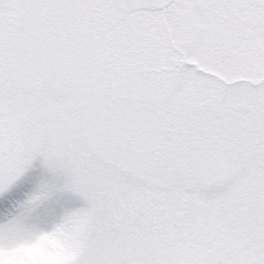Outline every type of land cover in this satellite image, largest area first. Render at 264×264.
<instances>
[{
    "label": "snow or ice",
    "instance_id": "snow-or-ice-1",
    "mask_svg": "<svg viewBox=\"0 0 264 264\" xmlns=\"http://www.w3.org/2000/svg\"><path fill=\"white\" fill-rule=\"evenodd\" d=\"M120 44L171 144L177 222L150 259L117 261L90 223L94 194L79 162L28 101L0 81V196L39 161L84 207L47 226L32 213L0 223V264L67 236L68 264H264V0H72ZM11 130L12 143L6 145Z\"/></svg>",
    "mask_w": 264,
    "mask_h": 264
},
{
    "label": "rangeland",
    "instance_id": "rangeland-1",
    "mask_svg": "<svg viewBox=\"0 0 264 264\" xmlns=\"http://www.w3.org/2000/svg\"><path fill=\"white\" fill-rule=\"evenodd\" d=\"M0 81L32 104L79 162L94 194L89 226L103 254L117 261L153 257L177 222L171 144L122 47L99 19L72 0H0ZM62 184L37 161L0 196V223L44 188L51 194L33 221L51 226L84 207ZM68 239L44 236L24 257L30 264H68L75 258Z\"/></svg>",
    "mask_w": 264,
    "mask_h": 264
},
{
    "label": "trees",
    "instance_id": "trees-1",
    "mask_svg": "<svg viewBox=\"0 0 264 264\" xmlns=\"http://www.w3.org/2000/svg\"><path fill=\"white\" fill-rule=\"evenodd\" d=\"M21 1H22V0H18V2H21ZM25 1H27V0H25ZM72 7H74V5H73ZM31 9H33V11H36V8L31 7L30 10H31ZM71 11H74V10L72 9ZM65 12H66V10H65ZM68 12L70 13V10H69ZM65 14H66V13H65Z\"/></svg>",
    "mask_w": 264,
    "mask_h": 264
},
{
    "label": "water",
    "instance_id": "water-1",
    "mask_svg": "<svg viewBox=\"0 0 264 264\" xmlns=\"http://www.w3.org/2000/svg\"><path fill=\"white\" fill-rule=\"evenodd\" d=\"M118 73H120V71H118ZM103 92H104V94L106 95V94H107V89L104 88V89H103Z\"/></svg>",
    "mask_w": 264,
    "mask_h": 264
}]
</instances>
